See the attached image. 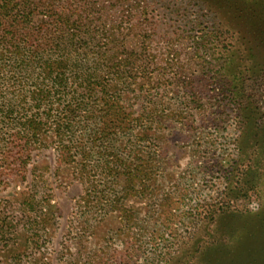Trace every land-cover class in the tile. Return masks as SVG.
Wrapping results in <instances>:
<instances>
[{
    "label": "rangeland",
    "instance_id": "obj_1",
    "mask_svg": "<svg viewBox=\"0 0 264 264\" xmlns=\"http://www.w3.org/2000/svg\"><path fill=\"white\" fill-rule=\"evenodd\" d=\"M12 1L115 21L148 57V98L129 102L161 138L148 130L146 183L107 179L91 200L103 187L58 169L50 145L20 170L0 136V264H264V0Z\"/></svg>",
    "mask_w": 264,
    "mask_h": 264
},
{
    "label": "trees",
    "instance_id": "obj_2",
    "mask_svg": "<svg viewBox=\"0 0 264 264\" xmlns=\"http://www.w3.org/2000/svg\"><path fill=\"white\" fill-rule=\"evenodd\" d=\"M12 12L17 20L8 22ZM44 12L27 2L0 3V136L16 145V166L25 170L29 153L50 145L58 169L82 186L103 187L92 186L91 200L109 196L107 179L120 176L126 189L146 183L148 130L156 139L161 134L149 109L142 103L133 111L129 96L148 98V57L118 38L115 21H86L88 8L76 10L74 21L58 5Z\"/></svg>",
    "mask_w": 264,
    "mask_h": 264
}]
</instances>
